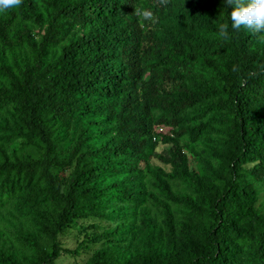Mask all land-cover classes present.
Wrapping results in <instances>:
<instances>
[{"label": "trees", "instance_id": "obj_1", "mask_svg": "<svg viewBox=\"0 0 264 264\" xmlns=\"http://www.w3.org/2000/svg\"><path fill=\"white\" fill-rule=\"evenodd\" d=\"M231 10L223 0H22L0 13V208L30 213L36 231L24 259L0 248L4 264L78 254L61 239L77 219L110 223L81 264H264V33L233 31ZM162 122L192 141L217 134L216 181L197 179L179 233L165 204L157 237L167 244L131 250L121 239L147 198L139 162ZM167 138L166 161L193 176ZM156 183L175 196L166 178Z\"/></svg>", "mask_w": 264, "mask_h": 264}, {"label": "rangeland", "instance_id": "obj_2", "mask_svg": "<svg viewBox=\"0 0 264 264\" xmlns=\"http://www.w3.org/2000/svg\"><path fill=\"white\" fill-rule=\"evenodd\" d=\"M193 70L199 71L201 67H193ZM2 113L3 110L0 112V116ZM172 127L171 123L164 122L152 125L149 156L146 160L139 162L143 169L147 198L140 206V211H138L135 219H128L133 223L136 232L134 234L128 232L126 236L124 235L125 237L121 239L123 240L121 247L129 244L130 249L133 250L150 245L161 248L167 244L166 236L161 239L157 237L165 221V204H169L173 210L176 230L179 233L183 230L184 221L190 219V211L192 210L185 197H194L200 191L197 186L199 184L197 179H200L203 185L216 181L220 155L219 149L215 146L217 134L209 129L203 138L192 141L188 134H175ZM172 135L179 139L182 145V151L187 157L188 169L193 173L191 177L180 174L179 164L173 160L170 161L172 159L171 146L174 142L168 140L167 136ZM167 158L170 160L166 161ZM158 175L167 179L171 194L175 195L173 198L157 185ZM261 186L264 188V184ZM259 201L264 202V192L260 194ZM90 223L92 222L77 219L71 227L65 230L61 236L62 244L69 248H81L78 254L62 251L55 260L57 264H81L95 248L103 245L101 241L93 242L91 238L96 232L103 231L110 223L102 221L98 228L90 226ZM30 232H36L34 220L30 213L18 211L11 204H6L0 208V248L5 252H13L14 256L19 259L26 258L30 255V251L23 246V241ZM161 234L164 236V233ZM151 238L153 240L150 242ZM0 264H4L2 258H0Z\"/></svg>", "mask_w": 264, "mask_h": 264}, {"label": "clouds", "instance_id": "obj_3", "mask_svg": "<svg viewBox=\"0 0 264 264\" xmlns=\"http://www.w3.org/2000/svg\"><path fill=\"white\" fill-rule=\"evenodd\" d=\"M226 6H231L230 25L233 31L245 29L253 35L264 33V0H223ZM22 0H0V13L20 6ZM162 5L167 0H160ZM137 15L142 19H152L151 14L139 12ZM218 32L224 39L229 38V23H221Z\"/></svg>", "mask_w": 264, "mask_h": 264}]
</instances>
